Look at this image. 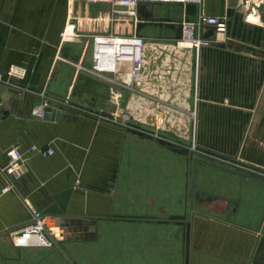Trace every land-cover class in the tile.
Returning <instances> with one entry per match:
<instances>
[{
    "label": "crops",
    "instance_id": "crops-1",
    "mask_svg": "<svg viewBox=\"0 0 264 264\" xmlns=\"http://www.w3.org/2000/svg\"><path fill=\"white\" fill-rule=\"evenodd\" d=\"M109 9L0 0V73L25 71L10 80L22 93L0 96V167L10 148L23 156L12 175L0 173V264H184V224L172 217L190 224L188 264H264V183L233 168L264 173V0L138 6L137 34L168 46L180 37L171 23L198 10L227 19L224 35H209L216 43L183 51L189 66L164 105L168 122L194 123L200 151L183 147L188 155L131 133L155 106L90 72L88 22ZM71 25L82 37L66 42ZM43 99L59 120L31 114ZM47 148L53 155L39 152ZM67 190L65 212L43 216L54 247L15 249L11 237L31 222L29 207L42 213Z\"/></svg>",
    "mask_w": 264,
    "mask_h": 264
},
{
    "label": "built area",
    "instance_id": "built-area-1",
    "mask_svg": "<svg viewBox=\"0 0 264 264\" xmlns=\"http://www.w3.org/2000/svg\"><path fill=\"white\" fill-rule=\"evenodd\" d=\"M89 3H109L107 16L91 19L88 22V35L91 39L92 65L90 72L103 77L113 88L127 89L139 95L141 99L153 101L155 108L163 109L164 115L171 93V83H177L179 72L189 66L183 51H199L216 43L211 35H224L227 32L225 17L208 16L201 10L195 13L192 19L183 18L175 23L180 25V37L168 46L158 41H147L137 34L138 6L142 3L178 4L186 8L192 5L199 8L203 0H87ZM243 1V0H242ZM246 1V0H245ZM174 24V23H171ZM106 28V32L97 28ZM75 25L69 26L62 37L64 41H78L82 35L74 31ZM186 46L180 47L181 43ZM25 71L11 66L7 71L0 73V82L10 83V80L23 78ZM184 76V75H183ZM182 76V77H183ZM185 78V76H184ZM120 94L111 93L109 99L117 104ZM46 100L34 106L31 114L42 117ZM156 111V110H155ZM195 117V112H192ZM194 122V120H193ZM193 127H194V123ZM196 148V147H194ZM39 152L44 156L53 155L52 149H42ZM7 161L0 167V173L7 177L20 167L23 156L17 147L6 152ZM13 186L8 184L2 189L5 192ZM29 207V206H28ZM31 222L12 234L11 242L15 249H42L50 250L54 247V240L46 232L43 215L32 208Z\"/></svg>",
    "mask_w": 264,
    "mask_h": 264
},
{
    "label": "water",
    "instance_id": "water-1",
    "mask_svg": "<svg viewBox=\"0 0 264 264\" xmlns=\"http://www.w3.org/2000/svg\"><path fill=\"white\" fill-rule=\"evenodd\" d=\"M188 5L187 7H189ZM194 7V6H192ZM172 26H175L177 29H179L180 34V25L179 24H171ZM210 33H208L206 36H209ZM179 38V37H178ZM11 92L15 93H22V88L16 87L12 85L11 83H5L0 82V96L3 98H6L10 95ZM62 117V112L54 107H52L51 103L49 101H46V106L43 109L42 117L43 120H59ZM131 133L139 136V137H146L149 139H155V141L160 144L167 147H170L173 151L176 153H182L183 155H188L189 151L187 149H182L179 147L174 146L172 143L162 140L153 138L151 136H148L144 134L141 131L135 130V129H129ZM208 160L213 161V158L207 157ZM221 164H226L224 161H220ZM236 171L244 173L246 176H248L251 179H255L257 181H261L264 183V173L256 172L251 169H247L241 166H235L233 167ZM23 169H20L19 171H22ZM71 191L67 190L63 193H59L57 195H54L52 197L53 203L46 207L42 211L43 216H53V215H62L65 212L68 197L70 195ZM173 220H176L178 224H181L183 226L184 224V264H188V258H189V233H190V224L184 223V217H172ZM257 261V260H256ZM259 262V261H257ZM257 262H253V264H257Z\"/></svg>",
    "mask_w": 264,
    "mask_h": 264
},
{
    "label": "rangeland",
    "instance_id": "rangeland-1",
    "mask_svg": "<svg viewBox=\"0 0 264 264\" xmlns=\"http://www.w3.org/2000/svg\"><path fill=\"white\" fill-rule=\"evenodd\" d=\"M175 9L172 10L174 12ZM144 100V105H151L153 106L155 103L151 100L142 99ZM162 107L160 106L159 109H156L154 111V114L146 115V117L143 119L144 122L134 123V129L143 132L144 134L151 136L153 138L162 139L165 141H168L172 143L174 146L176 144V147L179 148L187 147L188 149L192 148L194 149V127L192 123H187L186 125H180L178 123H170L169 119L166 120L165 115L162 116V113H159L162 111ZM121 112L123 118H125V110H122ZM152 120V123H151ZM155 140V139H154ZM196 151L198 150V147L195 148ZM218 158V157H217ZM222 160L227 161L226 159L219 158ZM140 237V242L142 240L143 243H146L145 237ZM177 264V263H176Z\"/></svg>",
    "mask_w": 264,
    "mask_h": 264
},
{
    "label": "bare ground",
    "instance_id": "bare-ground-1",
    "mask_svg": "<svg viewBox=\"0 0 264 264\" xmlns=\"http://www.w3.org/2000/svg\"><path fill=\"white\" fill-rule=\"evenodd\" d=\"M184 46H186V43H183V42H182V43L180 44V47H184ZM151 123H152V120H151Z\"/></svg>",
    "mask_w": 264,
    "mask_h": 264
}]
</instances>
